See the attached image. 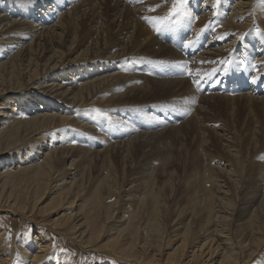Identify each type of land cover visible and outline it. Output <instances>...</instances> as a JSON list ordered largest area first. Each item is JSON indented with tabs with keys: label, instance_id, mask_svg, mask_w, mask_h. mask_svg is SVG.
I'll return each instance as SVG.
<instances>
[{
	"label": "bare ground",
	"instance_id": "6f19581e",
	"mask_svg": "<svg viewBox=\"0 0 264 264\" xmlns=\"http://www.w3.org/2000/svg\"><path fill=\"white\" fill-rule=\"evenodd\" d=\"M172 2L0 0V211L41 229L11 251L0 228V264H72L46 228L103 264H264V130L228 131L264 105V0H189L157 34ZM184 131L186 164L155 146Z\"/></svg>",
	"mask_w": 264,
	"mask_h": 264
},
{
	"label": "rangeland",
	"instance_id": "374dc122",
	"mask_svg": "<svg viewBox=\"0 0 264 264\" xmlns=\"http://www.w3.org/2000/svg\"><path fill=\"white\" fill-rule=\"evenodd\" d=\"M144 1V0H143ZM63 11V10H62ZM182 51H179L178 53H181ZM139 56H142V57H149V56H147L146 54H144V53H141V54H139ZM155 58V57H154ZM152 59V58H151ZM155 60H157L156 58L155 59H152V62H155ZM156 62H159V61H156ZM179 67H175V65H171V67H170V70L171 71H173V72H176L177 71V69H178ZM183 77L182 76H179V75H173L172 76V79H178V80H181ZM262 81H263V83H264V78L262 79ZM206 88L204 89V90H202V92H206ZM198 91V90H197ZM224 96V95H223ZM242 100V99H241ZM218 101V100H217ZM216 101V104H218V108H220V102L218 103ZM170 104V105H169ZM207 104H210L209 106L207 105ZM207 104H205V106L208 108V111H209V113L208 114H206V116H204V118L203 119H205L204 121H206L205 122V124H212V120H210V119H214V120H216V123L215 124H217L215 127H216V129H220L221 128V125H229V124H227V122H228V116L226 117V114L227 113H225V111L224 110H222V106H224V105H221V111L219 110V111H217V109L215 108V105L216 104H212V103H207ZM237 104H238V102H237ZM261 103H258V102H252V103H248V104H246V105H244L243 106V108L241 109V111H240V115L239 114H237L238 115V117H237V119H236V123L233 125V127H230L229 128V130L228 131H230L231 133H233L234 131H235V133H237V132H243V131H245V130H241L242 129V125L243 124H246V127H247V125H249V127H252L254 124H256V125H258L259 127L258 128H256V129H258L259 131H262V130H264V105H260ZM173 105V107H174V109H178L177 107H181V106H183L182 105V103L181 102H172V103H165L164 101H161V103H159V104H157V107L159 108H161V109H168L169 107H171ZM249 105V106H248ZM195 107V106H194ZM236 107V106H235ZM258 107V108H257ZM191 108V107H190ZM189 107H187L186 105L184 106V108L183 109H187V111H188V109H190ZM224 108V107H223ZM254 111H253V110ZM183 111H185V110H183ZM227 111L230 113V112H236V111H232V110H230V109H227ZM226 111V112H227ZM256 111V112H255ZM255 112V113H254ZM249 113V114H248ZM260 114H261V116H260ZM251 115H253V116H251ZM255 115V116H254ZM188 117H190L189 115H187V117H186V115L185 114H183V116H181V117H179L180 119H184L185 121H187L188 120ZM208 118V119H207ZM226 118V119H225ZM243 118V119H242ZM263 118V119H262ZM170 119H171V124L172 123H175V122H178L177 120H178V117L176 116V115H171V117H170ZM260 119V120H259ZM176 120V121H175ZM183 120V121H184ZM190 120V119H189ZM238 120V121H237ZM210 123H209V122ZM243 122V123H242ZM250 122H251V124H250ZM258 122V123H257ZM191 124V123H190ZM180 125V124H179ZM192 125V124H191ZM261 125V126H260ZM191 127V126H190ZM189 127V128H190ZM219 127V128H218ZM165 128H168V127H164V128H159V129H157V131L159 130V132L160 131H163V130H165ZM162 129V130H161ZM183 128H181V130H182ZM142 131H147L148 132V134L149 133H153V132H155L154 130H150V129H147V130H142ZM156 131V132H157ZM165 132V131H164ZM164 132H162V135L161 136H159L158 137V140L156 141V144H155V146L156 147H160L159 149H164V150H166V149H169V153H170V155L172 154V157H174V155L177 153H179V157L181 158H185V164L187 163L186 161H188V159H189V154L192 152V150H194L193 148H194V140L196 139V138H198V136L196 135V133H195V136H193L192 135V137H190L185 131L184 132H181V134H180V136L179 137H175L174 135V139H175V141H176V143H171L170 144V140L168 139V136L166 137V134L164 133ZM235 133H234V135H235ZM194 134V133H193ZM229 135H231V134H229ZM238 136H240L241 137V135H239V134H237ZM236 135V136H237ZM95 136V135H94ZM150 137V136H149ZM187 137H189V138H187ZM162 138V139H161ZM261 138H263L264 139V132H262V133H260V134H258V139L260 140ZM163 140H165V141H163ZM191 140V141H190ZM194 142H193V141ZM90 141V140H89ZM87 142V145H89V146H91V142ZM170 141V142H169ZM177 141H179V142H177ZM262 143H264V140H263V142ZM190 146V147H189ZM101 147H103V145L101 146V145H99L98 146V148H101ZM188 153H187V152ZM243 151V150H242ZM166 152V151H165ZM168 154V153H167ZM166 154V155H167ZM181 158V159H182ZM149 160L150 161H153V163L155 162V160H153V159H151V158H149ZM159 162V161H158ZM155 163V165H157V164H159V163ZM182 163V164H181ZM98 164H101V162L100 161H97V163H93V165H92V167L94 168V170L97 168V165ZM166 164H168V162H166ZM180 167H177V169H181V167L183 166V162L182 161H180ZM116 168V167H115ZM183 168V167H182ZM181 173V172H180ZM182 173L183 174H185L186 175V172H184V170L182 171ZM94 174H95V172H94ZM93 174V177H95V175ZM177 176V173L175 172L173 175H172V178H177L176 177ZM180 179V178H179ZM178 179V180H179ZM124 181V179H122V182ZM25 184V183H24ZM23 184V188L21 187V194L23 193L24 195V198L27 196V193L25 192L26 191V189L29 187V190H30V188H31V185H29V184H26V185H24ZM161 186H162V184H161ZM160 186V187H161ZM25 188V189H24ZM25 190V191H24ZM54 190L53 189H51V191H50V189H48V191L47 192H50V193H48V198H47V202H55V197H56V195L58 194H54V192H53ZM166 193V192H165ZM168 193H169V191H168ZM54 197V198H53ZM27 198V197H26ZM26 198H25V200H26ZM111 199V198H110ZM110 199H109V201H110ZM114 200V198H112L111 199V202ZM108 201V200H107ZM2 209V211H0V228L1 229H4V231H5V235H4V238H5V240H6V242H7V245H8V247H9V249L12 251L13 249H14V247H15V245H16V240H18V241H20V240H23V239H28V237L29 236H31V234L34 236L35 234H38V232H40V227L39 226H37V225H35L34 226V224L33 223H31V224H29V223H27V222H23V220H20V218H19V216L18 215H13L9 210H7V207H5V208H1ZM50 218H51V216H50ZM36 219H38V220H43V218H41V217H36ZM2 226V227H1ZM44 232H42L46 237H48L49 239H52V241H53V245H54V247L56 246L58 249H59V251H61L62 252V254L61 255H63V256H66L67 257V259L69 258V260L71 261V263L72 264H103V262L102 261H104V257L103 256H101V255H94V254H92V255H90V257H89V255H87V254H81V252H79V251H77L76 249H75V246L72 244V243H70L69 241H67V240H63V239H57L56 241H55V238L53 237V234H52V232L48 229V228H46V230L44 229L43 230ZM48 235V236H47ZM17 237V238H16ZM53 238H54V240H53ZM65 246V247H64ZM55 247V248H56ZM85 256V257H84ZM97 258V259H96ZM256 262V261H255Z\"/></svg>",
	"mask_w": 264,
	"mask_h": 264
},
{
	"label": "snow or ice",
	"instance_id": "6c2138e0",
	"mask_svg": "<svg viewBox=\"0 0 264 264\" xmlns=\"http://www.w3.org/2000/svg\"><path fill=\"white\" fill-rule=\"evenodd\" d=\"M189 2V0H173L172 7L168 11L166 16L163 17H142L149 25L153 28V31H155L157 34H159L161 31L167 30L168 28V22L171 20V18L175 15H177L181 9L184 8V6ZM218 3V0H217ZM158 7V6H157ZM149 11H155V8H150ZM188 44H185V47H188ZM175 67L184 68L183 65H175ZM187 75L191 76V73H186ZM193 82L196 83V77L192 76ZM186 103H192L194 104L195 101H186Z\"/></svg>",
	"mask_w": 264,
	"mask_h": 264
}]
</instances>
